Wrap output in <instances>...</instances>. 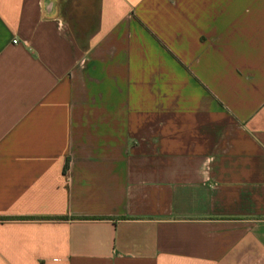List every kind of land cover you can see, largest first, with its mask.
<instances>
[{"label": "crops", "instance_id": "0c3cea01", "mask_svg": "<svg viewBox=\"0 0 264 264\" xmlns=\"http://www.w3.org/2000/svg\"><path fill=\"white\" fill-rule=\"evenodd\" d=\"M0 264H264V0H0Z\"/></svg>", "mask_w": 264, "mask_h": 264}]
</instances>
